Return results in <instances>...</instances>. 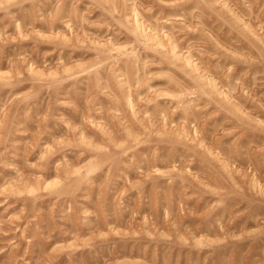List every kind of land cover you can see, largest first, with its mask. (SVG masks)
Here are the masks:
<instances>
[{
  "label": "rangeland",
  "instance_id": "1",
  "mask_svg": "<svg viewBox=\"0 0 264 264\" xmlns=\"http://www.w3.org/2000/svg\"><path fill=\"white\" fill-rule=\"evenodd\" d=\"M0 264H264V0H0Z\"/></svg>",
  "mask_w": 264,
  "mask_h": 264
}]
</instances>
